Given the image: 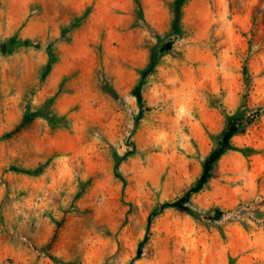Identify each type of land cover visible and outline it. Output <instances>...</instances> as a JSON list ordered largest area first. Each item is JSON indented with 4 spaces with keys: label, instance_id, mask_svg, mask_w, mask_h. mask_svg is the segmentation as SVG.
Masks as SVG:
<instances>
[{
    "label": "rangeland",
    "instance_id": "374dc122",
    "mask_svg": "<svg viewBox=\"0 0 264 264\" xmlns=\"http://www.w3.org/2000/svg\"><path fill=\"white\" fill-rule=\"evenodd\" d=\"M173 1L0 0V264H264V0Z\"/></svg>",
    "mask_w": 264,
    "mask_h": 264
},
{
    "label": "trees",
    "instance_id": "16d2710c",
    "mask_svg": "<svg viewBox=\"0 0 264 264\" xmlns=\"http://www.w3.org/2000/svg\"><path fill=\"white\" fill-rule=\"evenodd\" d=\"M186 2V0H174L173 2L170 3V10L172 12L173 18L171 21V27H170V33H174L175 31H179V20L181 18V9L182 6L184 5V3ZM170 50V45H165L164 47L161 48V53H166ZM155 59H154V55L152 54L150 56V61L147 65V67L141 72L142 76H145L147 73L152 72L153 67L155 66ZM142 83L141 80L140 82H138V84L136 85V87L133 90V94L135 95L138 103H141V95H140V87H141ZM241 130V127L239 125H237L236 123H230L228 125V127L226 128L225 132L222 133L220 141L217 145V148H215L208 156L207 160L204 162L203 165V170H202V174L198 180V182L196 183V185L190 189L186 195L184 196V198L165 205L164 207H173V208H177L180 210H184L187 211V209L184 207V203L188 201L189 196L191 194L197 193L199 192L203 186L206 184V182L208 181L209 177H210V173L212 170L213 165L215 164V162L222 156V154L230 149V140L233 136H235L239 131ZM221 212L220 211H216L215 217L216 219L220 218L221 216ZM153 214H151L148 217V224L152 218ZM140 249L137 250L136 253V257L140 256Z\"/></svg>",
    "mask_w": 264,
    "mask_h": 264
}]
</instances>
